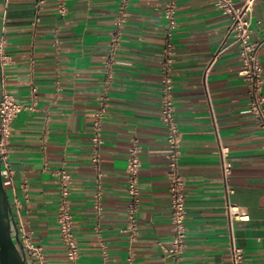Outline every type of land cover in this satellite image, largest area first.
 I'll return each mask as SVG.
<instances>
[{
    "label": "crops",
    "instance_id": "1",
    "mask_svg": "<svg viewBox=\"0 0 264 264\" xmlns=\"http://www.w3.org/2000/svg\"><path fill=\"white\" fill-rule=\"evenodd\" d=\"M38 1L0 0V99L5 88L27 105L36 88L34 109L13 119L7 144L12 176L4 188L17 211V232L21 226L42 246L46 264H66L57 206L67 175L77 264L164 263L172 230L160 70L170 43L186 209L180 264H229L232 243L242 249V264H264V128L246 112L239 48L215 0H176L173 27L164 19L167 0H128L120 29V0H64V16L57 0ZM249 39L258 44L264 91V0L253 2ZM102 96L107 105L95 166L91 125ZM220 145L229 150L231 194ZM132 146L140 168L130 227ZM228 203L239 206L240 219H228Z\"/></svg>",
    "mask_w": 264,
    "mask_h": 264
},
{
    "label": "built area",
    "instance_id": "2",
    "mask_svg": "<svg viewBox=\"0 0 264 264\" xmlns=\"http://www.w3.org/2000/svg\"><path fill=\"white\" fill-rule=\"evenodd\" d=\"M42 0L37 2L40 4ZM128 0H120L118 12L115 18L116 28L120 29L126 21V5ZM216 5L221 11L229 17L230 24L227 30L231 37V42L238 45V53L241 60V70L239 75L246 83L249 95V102L246 112L256 118L261 127L264 128V91L262 66L258 57V44L249 39V28L251 12L254 0H245L241 5H236L233 0H215ZM58 14H66L64 0H57ZM176 0H167L163 9L164 19L169 27H173L175 20ZM38 17L33 20L36 24ZM114 42V38H112ZM164 59L160 70V121L165 128L167 143V170L166 178L168 182V207L169 221L171 224L172 238L171 244L163 248V264L166 260L173 264H180L182 252L185 248L186 237V209L184 194V178L179 169V157L181 154V132L175 119V103L173 91V79L171 76L172 50L171 44L166 43L163 49ZM32 102L24 105L16 101L15 97L3 88L0 99V162L1 176L4 177L3 185L11 183L12 170L7 161V144L11 133V123L13 119L23 110H33L35 107V91L33 87ZM106 98L102 96L100 106L94 113L91 125V162L97 166L99 163V148L103 143L101 137V124L106 110ZM220 164L222 177L225 183L227 194H231L233 189L227 184L228 176L231 170V163L228 160L229 150L226 146L220 145ZM140 168V159L136 146L129 149V155L126 164V190L129 197L127 206V218L130 227L133 225L134 216L138 209L139 189L138 173ZM101 176V173L98 172ZM64 182L60 191V198L57 206V224L59 236L62 240L65 250L66 264H77L79 258V245L73 233V223L70 213V203L68 199V178L64 175ZM10 215L15 219L17 211L11 210ZM226 215L229 220L240 219L242 211L239 206L228 203ZM18 235L26 256V264H46L45 255L41 245L33 243L30 237L24 232L22 227L18 228ZM242 249L235 244L230 246L229 264H242Z\"/></svg>",
    "mask_w": 264,
    "mask_h": 264
},
{
    "label": "water",
    "instance_id": "3",
    "mask_svg": "<svg viewBox=\"0 0 264 264\" xmlns=\"http://www.w3.org/2000/svg\"><path fill=\"white\" fill-rule=\"evenodd\" d=\"M10 211L0 162V264H26L24 249Z\"/></svg>",
    "mask_w": 264,
    "mask_h": 264
}]
</instances>
